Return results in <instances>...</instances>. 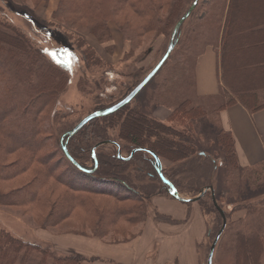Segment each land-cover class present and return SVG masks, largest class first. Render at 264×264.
<instances>
[{"label": "trees", "instance_id": "trees-1", "mask_svg": "<svg viewBox=\"0 0 264 264\" xmlns=\"http://www.w3.org/2000/svg\"><path fill=\"white\" fill-rule=\"evenodd\" d=\"M192 1L194 0H191L190 4ZM187 2L188 0H173L171 7L176 11ZM161 4L163 0H59L56 12L57 15H81L89 24L81 29L75 26L73 31L87 33L96 39L99 45L106 44V51L111 54L114 49L111 44L113 36L107 24L112 20L111 14L119 7H126L139 21L145 22L138 27L140 32H151L154 29L157 33H162L166 31L159 24L160 17L155 14V6ZM190 4L173 22L169 32L165 33L166 37H171L175 24ZM149 11L154 13L153 17L145 21ZM246 12L252 13L253 18L245 21L243 17ZM174 14L173 12L166 17L167 20L174 18L176 16ZM3 19L0 15L1 27L11 29L14 34L0 31V54L8 59L9 64L5 67L0 66V152L8 151L9 156H13L15 160L10 166L5 167L0 164V177L27 175L26 179L22 180L23 184L27 185L23 187L19 202L30 210L41 211L51 204L48 207L51 211L58 201L61 205H65L64 209L68 213L78 210L90 216L94 215L97 219L96 225L88 229L91 236L99 240L105 237L107 225L128 221L131 219V215L128 216L131 213L137 216L138 222H145L149 214L141 211L143 208H135L131 213H127L126 207L122 210L123 207L110 206L99 212L97 204L91 197L94 195V190L99 191L102 186L111 185L108 191L102 194L112 197L119 203H131L134 197L143 194L146 208L154 197L165 193L168 195V188L163 180L169 182L179 195L192 192L198 194L202 188L209 186V184L202 185L205 184L206 178H210V174L208 166L200 164L194 154H197L199 160L207 162L206 165L214 164V169H217V162L209 159L211 157L206 154H199L194 139L197 133L196 125L204 120H210L209 116L219 114L236 104L241 105L249 114L264 109V65L255 67L259 71L258 82L248 91L247 89L250 88L245 83L239 82L236 85L237 80H234L232 71L235 52L233 39L238 34L253 38L241 49L247 54L245 60L252 56L264 61V52H259L264 48V0H208L205 4L200 0L198 6L181 25L169 58L148 83L149 85L159 78L157 86L152 91H146L144 102H135V107H131L136 96L116 112L91 120V123L88 122L67 140V152L80 168L72 164L64 155L61 145L63 134H59L54 140L53 146L60 151L66 167L62 173L54 176L53 171L55 172L60 165H55L50 160L53 154L44 155L42 162L38 159L45 144L39 143L38 147L28 149L21 141L25 140L27 135L33 139L41 137L43 129L39 128L41 125L38 114L47 105L50 106L52 103L54 105L58 98L54 94L55 90L66 83L67 71L45 60L43 53L34 48L33 43L26 36L16 32ZM115 25L123 42H130L131 46L136 42L137 45L138 36L130 23L124 22L118 25L115 23ZM262 34L261 37H255ZM76 46L82 48L85 44L78 39ZM207 49L214 50L218 57L220 89L213 97L199 96L195 87L196 63ZM82 53L87 65L90 63L91 67L101 66L102 59L97 56L92 46L85 48ZM168 66L170 69L167 75L160 80V76ZM108 68L110 69L111 66L108 65ZM139 82L128 87V93ZM93 83L95 90L100 93L102 84L98 81ZM108 97L98 99L96 106H104L103 101L109 100ZM161 107L169 111L165 120H158L150 115V111ZM42 121L47 124L45 132L56 130L52 120ZM210 127L213 129L215 126L211 123ZM111 131L114 135L110 134ZM174 137L177 139L175 140ZM105 141L118 145L121 155L125 154L123 156L125 158L134 149H144L153 153L161 163V175L158 173L155 159L141 151L125 161L118 158L116 146L108 144L96 149L92 157L96 144ZM216 144L223 154V164L227 165L224 191L228 192L229 197L235 200L242 199L244 185L262 193L252 201L238 204L237 208L245 212L244 218L229 225L226 223L224 232L228 234V239L221 249L219 257L221 259L217 260V264H261L264 259V160L254 167H241L230 132H219ZM189 157H192L191 171L175 166L176 163ZM163 162L168 166H162ZM88 163L91 165L89 169L85 166ZM122 167L134 171L129 177L138 184L144 180V177L151 181L135 188V185L130 184L127 177L119 171ZM114 186L120 188L123 193H115ZM57 187L63 188L61 194L56 195ZM136 189L142 190L143 193H138ZM214 197L220 207L218 196ZM52 199L56 201L54 205ZM201 201H208V205L218 214L210 193L209 197L205 194L199 200ZM220 208L223 210L222 207ZM224 213L226 217L227 214ZM55 220H57L56 216L51 213L43 220V224H50ZM217 249L218 245L213 258ZM0 264L115 263L99 258H87L79 254L58 255L48 248L25 242L0 229Z\"/></svg>", "mask_w": 264, "mask_h": 264}, {"label": "rangeland", "instance_id": "rangeland-1", "mask_svg": "<svg viewBox=\"0 0 264 264\" xmlns=\"http://www.w3.org/2000/svg\"><path fill=\"white\" fill-rule=\"evenodd\" d=\"M207 1L208 0H201L204 4ZM172 2L173 0H163V4L155 6V14L158 15L161 20L159 24H161V27L166 31L162 33H157L154 29H152L151 32H140L138 27L145 22L142 23L139 21L135 14L126 7L122 6L116 9L113 14H111L112 20H109L107 23L113 36L111 44L114 49L110 54L106 51V44L99 45L96 39L87 33L73 31L75 26L76 28L81 29V27H85L89 24L88 21L82 19L81 15H57L56 9L59 5V0H0V15L4 18L3 21H5V23L16 32L26 36L29 41L33 43L34 48L43 53L45 60L51 61L54 65H59L67 71L68 77H66V83L64 82L65 84H63V86H60V88L58 87L56 89L57 91L55 90L54 94H56L58 98L54 105L53 103L50 106L47 105L44 110L38 114V120L41 125L39 128L43 129L41 137L33 139L27 135V138L21 141V143L28 149L38 147L40 145L39 143L45 144L38 159L41 161L44 155L50 153L53 154L50 160L53 164L60 165L55 172L53 171L54 176H57L66 169V167H64V158L60 154V151L53 146V142L59 137V134H64L70 131L82 118L93 111H96V109L104 108L120 101V99L128 93V87L132 86L135 82L137 83L141 81L160 60L170 39L166 37L165 33L169 32L173 22L190 4L191 0H188L185 6L179 7L176 11L171 7ZM173 12L176 16L167 20L166 17ZM153 14L154 13L149 11L146 15L145 21L152 19ZM243 18L245 21H248L253 18V15L252 13L246 12ZM124 22L130 23L133 27V31L137 34V45L135 42V44L131 46L130 42H123L121 40L117 28L115 27V23L118 25V23L123 24ZM9 30L0 25V31L5 33L11 32L14 34L11 29ZM261 36H263V34L255 35V37ZM78 39L85 44V47L82 46V48H78L76 46V40ZM248 40H253V38L251 39L249 36L239 34L233 39L235 52L233 55L234 64L232 71L234 80H237V82H235L236 85L237 83L239 84V82H243L250 88L257 84L259 71L256 68L260 67L262 64L264 65V61L258 60V58H253L252 56H250L248 60H245L247 54L241 49L243 48V45L248 43ZM91 46L95 49L97 56L102 59L100 60V67H91L90 63L87 65L83 58V50L85 48H91ZM259 52H264V48ZM7 62L8 59L0 54V66L5 67L9 65ZM108 65L111 66L110 69L108 68ZM169 67L170 66H168L167 70L162 73L160 80L165 78L170 69ZM95 81L102 84V88H100L102 91L100 93L94 88L95 85L93 82ZM157 81H159V78ZM157 81L154 80L149 85L147 84L148 86L146 85L147 87H144V91L141 90L142 92L140 91L141 93L139 92L136 95L137 97L130 106L134 108L137 102H142L146 91H152L155 86H157ZM248 90L252 89L250 88L247 89V91ZM106 96H109V100L103 101L104 106L97 107L96 102L99 101L98 99H105ZM161 112H164L163 115L169 113L168 109L161 107L156 111H150V115L158 120H164L165 116L161 115ZM30 116L32 117V114H30ZM209 118L210 120H204V122L196 125L197 133L194 136V139L199 154H206V156L211 157L209 159L216 161L217 169H214V164L206 165L207 162L199 160L196 153L194 154V157H196L197 161L203 166H208L210 178H206L205 184L202 186H207L209 184V186L211 185L213 187L214 194L218 196L220 207H222L227 214L226 223L229 225L244 218L245 212L242 209L237 208L239 203L252 201L262 193L244 185L243 188L241 187L244 190V197L240 200H235L229 197L228 192L224 191V189H226L224 178L227 165L223 164V154L216 144V137L219 132L221 133L219 126L220 123L218 122L220 121L219 114L209 116ZM41 119L52 120L56 130L45 132V126H47V124ZM211 123L215 126L213 129L210 127ZM175 128L177 129L176 126ZM110 134H113V131H111ZM174 139L176 140L177 138L174 137ZM6 152L7 154H5ZM6 152H0V156L3 155V162L1 158L0 164L5 167L10 166L15 160L13 156H9L8 151ZM124 155L125 154H123V156ZM190 159H192V157L176 163L175 166L189 172L191 171ZM44 164L47 165L46 163ZM85 166L88 167V169L91 167L89 163L85 164ZM162 166L167 167L168 164L163 162ZM119 171L127 177L130 184L135 185V188L139 185L144 186L151 181L144 177V180L138 184L129 177V175L131 176V173L133 174V170H129L127 167H122ZM26 177L27 175L0 177V229L25 242L35 244L42 248H48L58 255H66L67 253L81 255V253H86V249L81 245L83 237L91 238L98 242L102 241L109 245H118L120 243L129 242V240H132L135 236L141 234L143 229L147 228L148 230V227L152 228V226L153 228L159 226L160 230H163L164 233L168 231L166 230V226H171L169 238H172L177 244L179 243V245H181L182 241L176 239L179 237L178 235H183L185 237V249H187V245L190 244L189 232L193 230V226L190 225L189 220L191 218L190 215L194 213L195 215L201 216V225L197 226L201 229V236L200 239L194 243L192 250L190 248L187 250V262L188 264H191V261H195L196 264H206L209 248L222 225L221 218L218 217L219 215L216 214L215 211H213V207L208 205V201H198L196 203L188 204L180 203L173 200L166 193L161 194L160 197L173 202V204H182L187 208L185 217L173 219L160 213L165 205L163 207L159 206V203L157 202V200H159L158 197H154L146 208L144 198L142 197L143 191L136 189L137 192L142 195L134 197L131 203H119L112 197L102 194L107 192L111 186L105 185L102 186L99 191L94 190V195L91 196L94 203L97 204L96 207L99 212H102L105 208L110 206L114 208L123 207L121 208L122 210L128 209L127 213H131V210L133 211L135 208H143L141 211H144L145 214L148 213L149 215L148 220L145 222H138L137 216L131 213L128 215H131V219L128 221H119L117 224L115 223L116 225H107L106 230L104 229L106 231L105 237L99 240L96 237L91 236V232L89 231L91 227H95L97 222L94 215L90 216L78 210L68 213L64 209L65 205H61L58 201L56 207H53L51 211H49L48 208L51 204L41 211L30 210L28 207L23 206L19 202V199L22 196L23 187H26L27 185H24L22 181L23 179H26ZM195 190L197 191V189ZM62 191V187H57L56 195L61 194ZM194 195L197 196V192L182 194L180 196L191 198L194 197ZM206 195L209 197V192L206 193ZM52 202H54L53 199ZM55 202L52 205H54ZM165 209H168V207L166 206L163 211ZM174 211L175 208L173 213ZM51 213L54 217L56 216L57 220L50 224H43V220ZM167 213L172 214L170 209ZM192 217L194 218V216ZM146 222H154L156 225H153L154 223L149 225V223ZM71 235L74 236V240L72 238L71 241H68ZM150 238L152 240H149L151 244H148V247H150L151 252L148 254L147 260H152L154 264H156L155 261L160 253V243L159 239L154 234L152 237L149 236V239ZM227 239L228 234H225L223 231L219 238L220 241L217 243L218 249L213 258V264H217V260L221 259H219L221 256V249L227 242ZM64 245L66 247L67 245H70L72 248L65 250ZM75 248L82 252H76ZM193 254H195V260ZM179 255L180 256H175V259L171 258L169 263L165 264H187L183 261V253H179ZM106 261L114 263L112 261ZM261 264H264V259Z\"/></svg>", "mask_w": 264, "mask_h": 264}, {"label": "crops", "instance_id": "crops-1", "mask_svg": "<svg viewBox=\"0 0 264 264\" xmlns=\"http://www.w3.org/2000/svg\"><path fill=\"white\" fill-rule=\"evenodd\" d=\"M195 87L199 96L213 97L219 93L220 82L218 74V57L214 50L207 49L203 55H201L196 63L195 69ZM164 112H161L163 115ZM165 119L168 114L166 113ZM164 119V120H165ZM220 129L221 131L230 132L237 155L238 163L241 167H254L260 164L264 160V109L254 114H249L241 105H232L219 113ZM157 202L162 210L160 213L167 215L171 218L185 217L187 208L184 205L168 201L163 197L158 196ZM157 203V206H158ZM175 203V202H174ZM168 209H163L165 207ZM187 207V206H186ZM158 208V207H156ZM175 211L173 213V210ZM171 210L172 214L167 213ZM190 225L193 226V230L189 232V245L185 249V237L178 235L176 240L182 241L179 245L175 240L169 238L171 233V226H166L167 232L164 233L160 230L159 226L152 228L148 227L143 229L135 239L130 240L127 243H120L118 245H109L102 241H94L91 238L83 237L81 245L86 249V253H81L79 249L76 252L83 254L86 257H99L102 260L112 261L116 264H154L152 260L148 261L147 256L151 252L148 244H151L149 236L153 234L159 239V254L155 261L156 264L169 263L170 259H175V256H180L179 253H183L184 262H187V250L194 247V243L200 239L201 229L197 227L201 225V216L190 215ZM194 216V218L192 217ZM153 224L154 222H146ZM153 225H156L154 223ZM74 236H70L68 241ZM80 239V238H79ZM74 240V238H73ZM72 240V241H73ZM67 241V242H68ZM65 250L72 248L70 245L67 247L64 245ZM177 253V255H176ZM69 254V253H67ZM74 254V253H73ZM76 254V253H75ZM194 260H195V254ZM191 264H196L195 261H191Z\"/></svg>", "mask_w": 264, "mask_h": 264}, {"label": "water", "instance_id": "water-1", "mask_svg": "<svg viewBox=\"0 0 264 264\" xmlns=\"http://www.w3.org/2000/svg\"><path fill=\"white\" fill-rule=\"evenodd\" d=\"M199 0H194L191 4V6L187 9V11L183 14V16L178 20V22L175 24L173 31L171 33V37L168 43V46L164 52V54L162 55V57L160 58V60L156 63V65L150 70V72L124 97L122 98L120 101L116 102L115 104H113L112 106L105 108V109H101V110H96L93 111L92 113L88 114L87 116H85L84 118H82L70 131L66 132L63 134L62 138H61V145H62V150L64 155L68 158V160L76 165L78 168H80L73 159H71V157L69 156L67 149H66V143L67 140L70 139L72 136H74L80 129H82L83 126H85L88 122H90L93 119L96 118H101V117H105L108 116L114 112H116L117 110H119L120 108H122L123 106L129 104L135 97L136 95L150 82V80L156 75V73L159 71V69L163 66V64L165 63V61L169 58L170 54L172 53L174 47H175V37L181 27V25L183 24V22L191 15L192 11L196 8V6L198 5ZM66 138V142L64 143V139ZM114 145L117 148V156L119 159H123L125 161L129 160L136 152H144V153H148L149 155H151L157 164V168H158V173L161 175V164L159 159L151 152L144 150V149H134L132 150V152L129 154V156L127 158L123 157L121 155L120 149L118 147V145H115L112 142L109 141H105V142H101L99 144H97L92 151V157H94V153L95 150L98 149L101 146L104 145ZM163 182L165 183L168 192V195L175 201L180 202V203H196L198 202L201 198H203L205 196L206 193H210V197L213 203L214 208L216 209V211L218 212V214L220 215V218L222 220V225L220 230L218 231L216 237L214 238L209 251H208V255H207V261L206 264H212L213 261V255H214V250L215 247L219 241V238L221 236V234L223 233L225 227H226V217H225V213L224 211L217 205L216 201H215V197H214V190L212 186H207L202 188L198 195L194 198H184L182 196L179 195V193L176 191V189L166 180H163Z\"/></svg>", "mask_w": 264, "mask_h": 264}, {"label": "bare ground", "instance_id": "bare-ground-1", "mask_svg": "<svg viewBox=\"0 0 264 264\" xmlns=\"http://www.w3.org/2000/svg\"><path fill=\"white\" fill-rule=\"evenodd\" d=\"M113 191H114L115 193H117V194H122V193H123V191L120 190V188H118L117 186H114V187H113Z\"/></svg>", "mask_w": 264, "mask_h": 264}, {"label": "flooded vegetation", "instance_id": "flooded-vegetation-1", "mask_svg": "<svg viewBox=\"0 0 264 264\" xmlns=\"http://www.w3.org/2000/svg\"><path fill=\"white\" fill-rule=\"evenodd\" d=\"M158 108L155 109V111L157 110Z\"/></svg>", "mask_w": 264, "mask_h": 264}]
</instances>
